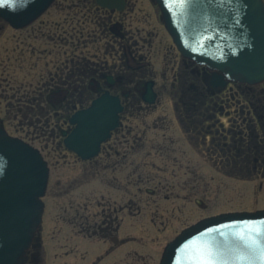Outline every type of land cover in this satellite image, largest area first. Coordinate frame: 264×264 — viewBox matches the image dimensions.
I'll return each instance as SVG.
<instances>
[{"label": "rangeland", "instance_id": "obj_1", "mask_svg": "<svg viewBox=\"0 0 264 264\" xmlns=\"http://www.w3.org/2000/svg\"><path fill=\"white\" fill-rule=\"evenodd\" d=\"M132 1H136L138 13L133 18L152 23L141 35L147 36V31L153 29L154 55L150 61L160 73L168 61L173 65L177 51L169 49L171 41L155 19L157 11L150 1ZM84 7L83 0H57L40 18L47 24L41 28L37 21L28 27H38L31 37L26 36L28 30L24 28L14 29L5 23L0 28V113L12 134L39 146L50 165L43 197L41 257L48 264L59 260L76 264L82 256L91 259L104 254L108 244L102 224L116 211L118 220L122 218L118 233L124 243L115 247L108 258H117L121 264H159L167 243L200 218L264 208V177L237 176L239 171L231 175L228 170L215 169L209 153L187 143L173 121L168 86L162 89L156 107L144 106L140 114L128 120L133 129L128 136L138 133L140 138L136 148L124 145L123 152L116 156L126 163L121 168L106 167L103 157L99 163L77 160L60 148L59 137L52 135L37 115L40 107L32 104L34 108H30L28 104L35 93L43 90L42 77L49 78L54 63L66 60L57 55L40 56L47 54L48 46L58 49L65 45L62 48L68 55L98 47V43L90 42L94 36L89 37L88 29L92 31L96 26L87 23ZM33 50L35 54L30 55Z\"/></svg>", "mask_w": 264, "mask_h": 264}, {"label": "flooded vegetation", "instance_id": "obj_2", "mask_svg": "<svg viewBox=\"0 0 264 264\" xmlns=\"http://www.w3.org/2000/svg\"><path fill=\"white\" fill-rule=\"evenodd\" d=\"M149 1L157 11L155 19L171 41L169 49L177 51L178 58L172 60L173 65L168 61L166 69L160 73L155 71L150 61L154 55L153 29L147 31V36L141 35L146 32V25L149 27L152 23L143 18H133L136 1L117 0L102 4L98 0H83L87 11L84 17H88L89 26H96L92 31L87 28L89 37L94 36L90 42L98 43V47L91 52L68 55L67 50L62 48L65 45H59L58 49L48 46L47 54L40 56L57 55L66 60L54 63L55 70H49V78L42 77L44 81L40 88L43 90L29 100V107L34 108L32 104L40 107L37 115L50 128V133L59 137L60 148L81 160L65 143L66 136L74 128L72 116L79 109L92 106L104 94L114 97L122 107L119 125L102 143L98 156L90 161L99 163L103 157L106 167L121 168L126 163L116 156L123 152L121 149L124 145L130 144L136 148L135 143L140 138L138 133L131 136L132 139L128 136L133 131L129 128L128 120L142 111L144 106L149 109L157 105L145 100L147 86L152 83L157 102L161 101L162 89L168 86L171 89L169 98L174 123L181 128L191 147L210 154L213 168L228 170L231 175L239 171L236 172L237 176L253 174L264 177V80L255 84L229 78L225 82H213L215 71L184 57L178 51L164 26L159 6L153 0ZM37 21L41 28L47 24V20L39 18ZM32 24L24 28L28 30L27 37L38 29L33 26L28 28ZM32 53L35 54L34 50L29 52L30 55ZM0 117L7 129L14 133L1 113ZM15 128L17 131L20 129L18 126ZM117 216L118 212H111L102 224L108 244L105 253L91 259L82 256L76 260V264H121L117 258H108L115 247L124 243L118 233L122 220L119 221ZM113 235L118 236L117 242L113 241ZM42 250L43 245L32 246L25 264H48L47 259L41 257ZM57 264H62L61 260Z\"/></svg>", "mask_w": 264, "mask_h": 264}, {"label": "water", "instance_id": "obj_3", "mask_svg": "<svg viewBox=\"0 0 264 264\" xmlns=\"http://www.w3.org/2000/svg\"><path fill=\"white\" fill-rule=\"evenodd\" d=\"M53 0H8L0 16L19 27L38 17ZM166 26L188 58L224 75L254 83L264 78L263 0H157ZM102 2H106L102 1ZM110 2V0L108 1ZM218 72V71H216ZM103 111V110H102ZM81 111L68 145L83 158L99 151L107 132L106 112ZM109 136V135H108ZM50 168L39 149L10 136L0 123V264H24L41 229ZM252 242L264 251V211L204 218L170 242L161 264H237L252 255L233 240ZM239 264H259L241 260Z\"/></svg>", "mask_w": 264, "mask_h": 264}, {"label": "snow or ice", "instance_id": "obj_4", "mask_svg": "<svg viewBox=\"0 0 264 264\" xmlns=\"http://www.w3.org/2000/svg\"><path fill=\"white\" fill-rule=\"evenodd\" d=\"M6 2H8V0H0V6H3V4L6 3ZM233 243L237 247H242L244 249L249 250L252 253V255H249V256H246V257L237 258V264H239V262L241 260H244V259L255 260V261H258L259 264H264V251L257 253L256 247H255V245L252 242L246 241L242 237H235L234 240H233ZM207 264H216V262L210 259L207 262Z\"/></svg>", "mask_w": 264, "mask_h": 264}]
</instances>
